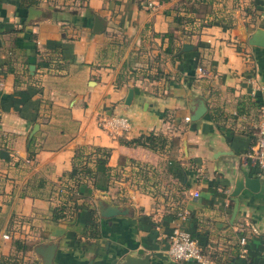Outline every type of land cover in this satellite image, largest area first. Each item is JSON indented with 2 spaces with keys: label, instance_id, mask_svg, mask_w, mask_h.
I'll return each mask as SVG.
<instances>
[{
  "label": "crops",
  "instance_id": "obj_1",
  "mask_svg": "<svg viewBox=\"0 0 264 264\" xmlns=\"http://www.w3.org/2000/svg\"><path fill=\"white\" fill-rule=\"evenodd\" d=\"M257 28L264 0H0V264H45L48 243L51 264H195L168 255L176 227L214 264H264ZM244 171L259 189L234 213Z\"/></svg>",
  "mask_w": 264,
  "mask_h": 264
},
{
  "label": "built area",
  "instance_id": "obj_2",
  "mask_svg": "<svg viewBox=\"0 0 264 264\" xmlns=\"http://www.w3.org/2000/svg\"><path fill=\"white\" fill-rule=\"evenodd\" d=\"M147 7L154 5V0H138ZM200 73L204 72L202 67H198ZM190 117L186 116L185 120H189ZM98 124L101 127H111L113 132H117L118 129H127L128 122L124 117H112V116H100L98 117ZM248 156L255 158L257 165L264 170V109L260 114V121L258 124V136L254 142L251 150L248 152ZM4 238H9L10 235L4 234ZM240 242L242 245H246V239L241 237ZM168 255L174 260H184L195 264H214L211 260L202 252L198 241L191 236V234L180 227L174 228L170 235L169 247L167 250Z\"/></svg>",
  "mask_w": 264,
  "mask_h": 264
},
{
  "label": "water",
  "instance_id": "obj_3",
  "mask_svg": "<svg viewBox=\"0 0 264 264\" xmlns=\"http://www.w3.org/2000/svg\"><path fill=\"white\" fill-rule=\"evenodd\" d=\"M93 29L95 31H101L103 30V27L101 26V19L99 17H95L94 19V27ZM248 42L251 45L264 47V29L263 28H257L253 33H251L250 37L248 38ZM184 50L189 49L188 44H184L183 46ZM133 90L131 89L129 91L128 98L131 97ZM204 106L202 105L201 108H198L195 114L191 117L193 120L198 119L203 112ZM259 178L257 177H250L248 176V173L244 171L243 178L241 180L236 181L235 187L231 193V195L234 198V201L236 202V205L234 207V213L237 211V203H238V195L243 190V188H248L251 191H257L259 189ZM106 211L102 213L104 216H112L116 213L123 212L122 210H119L114 207H106ZM55 244L54 243H48V244H42L38 245L35 249V251L42 257L45 264H51L52 258L55 252ZM126 264H149V258L143 257L141 259H129Z\"/></svg>",
  "mask_w": 264,
  "mask_h": 264
},
{
  "label": "trees",
  "instance_id": "obj_4",
  "mask_svg": "<svg viewBox=\"0 0 264 264\" xmlns=\"http://www.w3.org/2000/svg\"><path fill=\"white\" fill-rule=\"evenodd\" d=\"M159 137L155 136V135H147V136H143L140 137L138 139L135 140V142H138L140 144H144V145H149L151 146L152 143L154 141H158ZM30 156H32V153H30ZM97 215L95 210L91 209V219L87 222V224L85 225V234H87V236L89 237H97L99 235V231H98V221H97ZM16 245H20V243L18 241H16L15 243ZM24 248H26L24 246Z\"/></svg>",
  "mask_w": 264,
  "mask_h": 264
}]
</instances>
